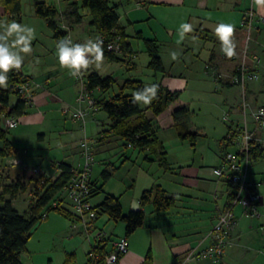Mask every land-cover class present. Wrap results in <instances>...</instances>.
<instances>
[{
	"label": "crops",
	"instance_id": "obj_1",
	"mask_svg": "<svg viewBox=\"0 0 264 264\" xmlns=\"http://www.w3.org/2000/svg\"><path fill=\"white\" fill-rule=\"evenodd\" d=\"M112 1L119 8V25L122 29H125L128 36H131L129 42L135 53L136 51L133 46L135 40L143 42L136 38L138 33L144 39L154 41L157 45L158 55L162 59L165 72L156 75L153 71L149 70L150 74L146 76L152 77V79L148 86L153 84L160 85L170 92L177 93L178 98L186 94L189 88L187 80L185 81L183 77H177L173 73L178 64H181L183 61L184 63L187 61L192 62L193 57H196V60L200 61L201 57H203L207 59V62H204L207 78L209 76L213 79L207 69L208 67H213L222 74L232 75L240 63L242 48L244 46V31L241 24L246 12L253 9L257 18L264 16V5H257L255 0ZM34 2H44L51 6H55L56 4L57 6V3L53 4L51 0H34ZM60 2H62L61 8H57V10L63 14L77 0H60ZM170 12L173 15H169ZM5 18L10 21L24 22L22 11L16 17L6 12L5 8L0 6V21H4ZM31 21L30 27H32V23L37 25L42 23V20L35 13L31 16ZM91 21V17L88 22L85 15L82 23L79 24L75 23L74 20H67L64 15L58 19L61 30H63L62 26L71 29L74 43H83L88 39L98 37L99 33L91 25ZM183 23H191L193 31L185 34L182 41H176L174 37L180 36V25ZM218 23H231L235 25L233 39L236 44V55L232 58H228L221 50V42L215 35V28ZM39 33L35 32V37ZM49 38L52 40L50 44H44L39 39H35L32 45L33 51L30 55L25 56L24 64L22 65L21 71L23 76L32 83L39 84V87L33 92L35 96L34 102L29 105L27 114L18 118L19 123L16 128L9 130L5 127V119L1 118V126L7 130L9 139L18 150L19 155L21 154V150H23L22 159L20 156L15 158L20 159L22 165L18 167V170L21 171L16 179L13 180V183L20 182L25 187L28 186L31 179L37 176L33 172L31 173L26 170V168H29L27 164H30L26 157L28 155L26 151L28 144H26L20 135L26 133L33 138L39 134L38 138L40 141L47 139L48 133H57L60 134V137H64L60 133L61 130L58 132V129H61L63 126L58 115H64L66 107L76 104V98L81 90L76 78L69 74L68 69L62 68L59 64L56 54L58 41L54 38V34ZM192 45H195L196 50L201 49L198 51L197 56ZM178 49L183 54H177V59L173 60L171 53L174 50L178 51ZM250 50L252 54L264 59L263 22H255L254 41L253 45L251 44ZM139 52L142 56L145 55L149 59L145 45H143V48L140 46ZM136 55H133V58ZM94 66H90L91 73L95 71ZM133 69L137 70V66L133 65ZM260 71L264 74V60H262L259 67V74ZM138 80L146 82L145 79L140 78ZM226 88L230 89L227 91L228 94L231 91L234 92L235 89H239L241 90V95L239 96L238 93L234 95V99L230 100L233 102L227 107L229 111L226 110L223 113L225 133L222 134L213 151L215 158L211 163L212 165H207L204 159H202L203 162L197 164V161L193 159L190 149L194 148L196 153L197 140L200 136L195 127L190 126L188 119L181 123H175L173 119V112L177 108L184 106L190 110L189 103H184L180 99L154 121V128L159 139L156 150H153L154 148L145 150L137 147L129 148L124 141L119 140L113 133L108 131L110 120L107 114L102 111L96 114L94 121L97 124H91L90 128L97 130L98 143L105 142L107 138H112L116 141L117 146L121 148L116 150L113 155L117 156L119 160L117 162V159L113 160L109 157V159L100 158L98 161L97 156L103 154L104 151L98 148L94 149L95 164L104 167L101 172V181L98 179L97 174L95 175L94 170L91 175V182L97 188H102V193L94 197V204L96 207H99L104 203L107 196H113L119 199L125 215L139 210L145 213L143 225L128 236L129 251L121 257L119 264H183L186 261L187 255L193 249L200 251L210 245L208 235L216 224L218 215L229 207L228 205L233 194V190L226 180L216 177L213 174V169L222 166L226 154V147L222 141L226 139L229 133L234 131L233 127L237 129L242 126L243 119L241 120V117L243 115L240 104L245 96L247 99H250L251 94V91L248 90L245 94L239 86H234L233 84H226ZM94 95L96 98L105 96L99 90L95 91ZM18 100V98L11 99V104L14 106ZM257 105L264 107V104ZM99 115H103V117L100 118ZM97 117L99 119L96 120ZM72 123L74 127L80 128V131H83L82 126L78 122L72 120ZM169 130H171V134L175 137L176 145L180 147H176V151H170L166 147L167 140L164 138ZM11 131H14V134H11ZM80 131L78 133H81ZM65 132L66 134H70L67 131ZM186 132L196 135V137L183 139L182 137ZM257 138L264 144L263 130L257 133ZM185 143H188L190 146H185ZM76 146L75 151L78 152V158H76L75 162L69 163L66 157V159L59 163H57L58 161L52 162L50 169H44L41 166L43 169L42 175H45L47 178H57L61 174L59 167L61 163H65L73 169L78 168L82 163L81 142ZM102 146L104 147L105 144ZM139 151L144 154L146 153L145 159L148 162L144 163H158L159 170L157 169L156 171V168L152 165L153 172L151 173L148 167H144V163L143 165L142 163L140 164L141 156L139 155L141 153ZM160 153L166 154L170 171H166L165 168L160 166L158 161ZM180 155L182 157H179ZM109 167L115 170L114 174ZM11 169L17 168L14 166L6 168L8 171ZM116 170L118 171L116 172ZM105 173L112 174L109 177L110 179L111 177H115L120 180L119 182L124 187L123 193L116 194L114 191L106 189L107 181L110 179L105 180ZM248 179L256 185V191L259 195L257 208L262 218H249L244 214L241 206L235 207L234 212L237 224L233 233L234 243L227 249L225 256L219 261L194 259L187 264H264V160L256 163L255 166L252 165ZM29 187L30 192L34 191L33 185L31 187L29 184ZM157 187H161L169 197L176 199L175 205L165 213H156L153 204L145 207H142L140 204L142 195L146 191H152ZM62 199L64 200L63 206H65V203H68L70 206L72 205L65 192L62 194ZM70 209L73 210L72 206ZM54 215L59 218H53ZM98 221L97 225L101 228H98V230L105 231L107 237L114 240L126 236L125 226L114 223L108 216H99ZM69 222L70 224L72 223L70 219L58 213H49L31 232L27 253L22 256V263L94 264L90 257L92 245L79 238L81 236L79 233L77 234L70 227L68 228ZM39 229L43 232L48 230L52 232L48 234L50 236L48 239L49 245L43 249L38 248L36 244H40L46 239L47 235L43 234L44 236L37 237V242L33 245L34 234ZM112 249L113 242L108 241L106 243V251H112Z\"/></svg>",
	"mask_w": 264,
	"mask_h": 264
},
{
	"label": "trees",
	"instance_id": "obj_2",
	"mask_svg": "<svg viewBox=\"0 0 264 264\" xmlns=\"http://www.w3.org/2000/svg\"><path fill=\"white\" fill-rule=\"evenodd\" d=\"M0 6L16 17L22 11L21 0H0ZM118 9V6L114 5L112 0H77L76 3L71 4L67 12L61 14L55 6L44 2L35 3V15L46 21L48 27L54 32V38L57 41L67 35L65 30H61L58 19L64 15L67 20H74L75 23L79 24L84 19L82 11L88 10L92 19L91 25L98 31V37L103 36L107 42L114 41L117 36L122 39L123 53L116 55L104 50V59L110 62L123 63L128 69H131L133 55H136V53L129 42L131 36H128L125 29H122L119 25ZM136 38L144 42L146 52L150 58L149 69L156 75L163 74L165 68L162 59L158 55L156 43L144 39L140 33L136 35ZM106 41L104 42V49L107 45ZM85 73L87 74V89L96 100L98 112H105L110 120L108 131L113 133L119 140L124 141L128 147L131 145L143 150L148 148L156 150L159 139L154 128V121L179 100L178 94L170 92L159 85L157 98L145 109H141L140 103H132V94L145 86L143 81L126 79L120 86L119 93L111 99H106L105 96L96 98L95 91L99 90L106 95L116 85L117 81L110 76L104 78L97 73H91L90 68ZM8 76L7 89L0 88V264H23L22 256L27 253L31 232L41 220L45 219L51 212L58 213L71 221L77 215L72 202L73 210L62 205L64 202L62 194H64V188L71 179L73 170L71 166L65 163L60 164L61 174L55 179L43 175L30 180L35 186L33 193L36 200L34 204L32 203L28 214H21L8 200L9 196L10 199H16L20 192H26V187L20 182L12 184L5 182L3 168L6 166V161L18 157L19 152L10 141L7 130L2 128L1 118H4L5 122L8 118L18 120L19 117L27 114L29 105L32 104H28L17 91L19 85L30 80L26 79L22 72L18 73L15 70L10 72ZM226 84L230 83L227 82L224 86ZM13 97L19 99L14 106L11 104ZM151 114L152 116H150ZM188 114V108L182 106L173 112V119L175 123H181L188 119ZM195 137L196 135L186 132L182 138ZM247 156L252 164L262 162L264 160V144L254 142ZM158 161L160 166L165 168L166 171H170L165 153L159 154ZM110 176V173H105V180H108ZM91 185L93 187V197L102 193V188H97L92 182ZM232 200L233 195L230 204ZM175 201L174 197H169L161 187H157L152 191H146L140 199V204L142 207L153 204L156 213L160 214L169 211L175 205ZM96 208L99 216L106 215L115 223L122 222L125 225L126 237L139 229L145 221V213L142 210L132 211L125 215L119 199L113 196H107L104 203ZM106 243L104 242L96 248L99 256L97 264H103L105 254L110 252L106 251Z\"/></svg>",
	"mask_w": 264,
	"mask_h": 264
},
{
	"label": "rangeland",
	"instance_id": "obj_3",
	"mask_svg": "<svg viewBox=\"0 0 264 264\" xmlns=\"http://www.w3.org/2000/svg\"><path fill=\"white\" fill-rule=\"evenodd\" d=\"M51 1H53L51 2L53 4L57 3V6L55 4V7L59 9L61 8L60 6L62 2H60V0H55L56 2L54 0H51ZM34 3H35L34 0H21L22 16L24 20L23 24H26L28 26L32 22L31 16L34 15L35 13ZM83 15L86 16V20L89 22L90 16H89L88 10H83ZM169 15H173V14L170 12ZM41 20H42L41 24L37 25V24L32 23V27L35 28V32L36 33L40 32L39 35L35 37V39H39L41 43L50 44L52 40L49 37L52 36L54 32L47 26V23L44 19H41ZM4 21H10V20H6L5 18ZM35 39L32 41V45L34 44ZM174 39L176 41L183 40L181 39L179 35L174 37ZM246 41H247V38H246V35H244V46L242 48L241 58H243V55H244V49L246 48L245 46ZM139 42L141 41L135 40L134 43L132 41L134 49L137 54L136 57L133 58L132 64L135 63V65L137 66V70L133 69L132 64L130 65L131 69H128V67L124 65L123 63L110 62L107 59L103 61L102 65L99 68L94 66V70L96 71V72L94 71V73L100 74L104 78L108 76L113 77L117 81L116 85L105 95L106 99H111L112 97L117 95L119 93L120 86L122 85L124 81H126V79H132V78L140 79L141 78V79H145L146 82L144 83H147L146 85L150 84L152 77L146 76L150 74V71H152L148 67L150 63V58L148 59L147 56L141 55V53L139 52L140 46L141 48H143L144 42H141V43ZM252 45H253V42H252ZM192 47L195 50L196 56H197V54L199 53L198 51H200L201 49L199 48L198 50H196L195 45H192ZM250 48H251V45H250ZM174 52H176L178 55L183 54V53H180L181 50L179 49L178 51L174 50ZM260 59L264 60L262 57ZM204 62H207L206 58L201 57L200 61L199 60L197 61L196 57L195 58L193 57L192 62L187 61L184 63L183 61L181 62V64H178L177 68L173 70V73H175L177 77H183L185 81L187 80L189 82V88L187 90L188 92L184 94L182 97H180L179 99L183 101L184 103H189L190 110L188 114V123L190 124V126L195 127V129L200 133V136L198 137V140H197V147H196L197 154L194 151L195 149L190 147L191 148L190 150L192 151V154H193V159L197 161L196 162L197 164L200 162H203L202 159H204V162L207 165H212L211 163L213 162L215 158L213 151L215 150L218 144V141L222 137V134L225 133V122L223 121V118H224L223 113L226 112V110L229 111V108L227 107L230 106L231 103L233 102L230 100H233L234 95H236L237 93L240 96L241 90L235 89L234 92L231 91V93L228 94L227 91H229L230 89H227L226 86L217 85L215 81L209 76L207 78V76L205 75ZM224 80H228V79H224ZM216 89L218 90L217 92H216ZM247 90L251 91V94H250V99H247V97L246 99H247V102L253 106V108H259L260 106H258L257 104L259 105L264 104V74L261 73V71H260V80L257 82L248 84ZM14 98L15 97H13L12 99ZM242 103L240 104L241 106H242ZM140 105H141V109H145L147 107V105H143L142 103H140ZM98 113L99 112H97V114ZM99 116L100 118L103 117V115H99ZM58 117L61 121V124L63 125L61 129H58V132L61 130L60 133L64 137H60V134H57V133H52V134L48 133L47 139H45L44 141H40L38 138L39 134H37L33 138H31V135H28L26 133L20 135L22 136V139H24L26 144H28L26 146L27 147L26 151L28 152V155L26 157L30 164H27L29 168H26V170L31 173L33 172L35 176H37L35 178H39L38 176L40 177L43 176L42 175L43 169L41 168V166L44 169H50L52 167V162L58 161L57 163H59L62 160L66 159L67 157L69 163H73L75 162L76 158H78L77 157L78 152H76L75 149L77 147L76 145L84 139V136H85L84 131H80V128L78 129L73 126L70 114H66L64 112V115L59 114ZM97 119H99V117H97L96 120ZM242 119L244 120L243 116L241 117V120ZM250 119L251 118L248 117V120ZM91 124L96 125L97 123L93 119H88V121L86 122V126H85L86 128L85 137L91 140H96V143L94 144L95 150L98 148L99 150L101 149V151H104L103 154H100L97 156L98 161L100 158H108V157L113 160L117 159V156L115 157L113 155L115 154V151L119 150L121 147L117 146L116 141L113 140L112 138H107L105 139V142L103 141V142L98 143V138L96 135L97 130L95 128H90ZM233 130H235L234 127H233ZM65 131H67L70 134H66ZM79 131L81 133H78ZM171 133H172L171 130H169L167 134L165 135L164 139L167 140L166 147L170 151H176L177 150L176 147L178 146L176 145L177 143L174 140L175 137ZM11 134H14V131H11ZM174 134H175V131H174ZM228 136L226 137V139L228 138ZM226 139L222 141L223 145L226 147V153L236 152L239 149L238 146L234 144H228ZM103 144H105L104 147L102 146ZM185 146L189 147L190 145L188 143H185ZM140 153L141 155L139 156H141V159L139 163L140 164L142 163L143 165L144 162H148V161H146L145 159L146 153L145 154L142 152ZM19 156L22 159L23 150H21V154ZM179 157H182V156L180 155ZM158 160H159V156H158ZM11 161H14V162H11ZM117 161L119 160L117 159L116 162ZM95 163H96V160H95ZM95 163L93 166V170H94L95 175L97 174L98 179L101 181V172L104 169V167L98 164H95ZM5 165L6 166L3 168L5 182L7 184H12L13 180L16 179L17 175L21 171V170H18V167L22 165V162L20 159L13 158V159L7 160V164ZM152 165L154 168H156V171L157 169L159 170L158 163H152V164L144 163V167L146 168L148 167L151 173L153 172V169L151 167ZM252 165L255 166L256 163L255 162L253 164L251 163V169H252ZM9 166H14L17 169H11L8 171L6 170V168H9ZM109 169L112 170L114 174L115 170L111 169V167H109ZM117 171L118 170H116V172ZM119 181H120L119 179H116L115 177L113 178L111 177V179L107 181L108 183L106 184V189L108 191H114L116 194L123 193L124 187H123V184L120 183ZM29 184L31 185V187L33 185L32 188L35 189V186L31 181H29ZM29 184L28 186H26L27 191L20 192L19 195L16 197V199H10V196L8 197V200H10L12 204L15 206V209H17V211H19L23 215H26L30 212L31 205L32 203L34 204L35 203L34 201L36 200V198L34 197L35 194L33 193L34 191L30 192L29 190L30 189ZM64 205L68 209L71 208V206L68 203H65ZM55 217L57 216L54 215L53 218ZM103 217H107V216L103 215ZM97 221H96V229L98 230L99 227L97 225ZM98 224H99V221H98ZM118 225L125 226L122 222H119ZM69 227L72 231H74L72 228V223L70 224V222H69L68 228ZM94 231L90 237H88V235H86L82 231H74V232H76L77 234L79 233V235H81L79 238H81L82 240L90 244L91 240H93L94 236L96 235V232ZM51 233H52L51 230L43 232L39 229L38 232L34 234L35 239L33 240V245L34 243L37 242V237L47 235L46 239H44L40 244H36V245L40 249H43L45 246H48L49 245L48 239L50 237L48 234H51ZM79 235H76V236H79ZM93 244H94L93 245L94 247L96 243L94 242ZM100 244L102 243H99V245Z\"/></svg>",
	"mask_w": 264,
	"mask_h": 264
},
{
	"label": "built area",
	"instance_id": "obj_4",
	"mask_svg": "<svg viewBox=\"0 0 264 264\" xmlns=\"http://www.w3.org/2000/svg\"><path fill=\"white\" fill-rule=\"evenodd\" d=\"M256 21L264 23V16L257 18L253 9L247 11L241 24L245 33L244 35H246L247 38L245 44L246 48L244 49L243 58H241L239 65L232 75L222 74L213 67L207 68L217 85L224 86V84L228 82L234 86H239L246 94L248 84L260 80L259 67L262 62L259 56L252 54L250 50V45L254 41ZM62 29L67 32L66 37L70 36L73 40L70 29L66 26H63ZM100 38L103 42L106 41V38L103 36ZM106 44L104 50L116 55H121L123 53V44L120 36H117L112 42L106 41ZM109 46H111V50H109ZM19 72L22 71L19 70L18 73ZM86 75L87 74L84 73L79 78H76L81 87L76 98V104L65 108V113L70 114L71 119L82 126L85 136L86 122L88 119L94 120L98 112L96 100L87 89ZM38 87L39 84L29 81L19 85L17 91L23 99L30 104L34 101L33 92ZM241 108L244 118L242 126L232 131L226 139L228 144L237 145L239 149L236 152L226 153L222 166L213 169V174L218 178L225 179L233 190V200L229 207L218 215L216 224L208 235L210 245L200 251L193 249L189 252L183 264H187L194 259L219 261L225 256L227 249L234 243L233 233L237 224L234 212L235 207L241 206L244 210V214L249 218H262L257 208L259 195L256 191V185L248 179L251 161L247 155L250 153L254 142H261L257 138V133L264 130V107L253 108V106L247 102L245 96ZM248 117L251 119L248 120ZM18 123L16 118H8L6 119L5 127L7 129H14L17 127ZM85 136L81 141L82 163L78 168L72 170L71 179L64 188V192L72 202L77 215L72 221L73 230L82 231L90 237L96 229V221L99 218L98 210L93 202V187L91 185V175L95 163L94 144L96 140L88 139ZM129 148H132V146L129 145ZM94 232H96L94 239H90L92 247L94 245L93 243H96L90 253L93 263L97 264V260L99 259L98 250H96L99 243L112 241L113 249L105 254L103 264H119L121 257L129 251L128 237L123 236L113 240L107 237L105 231L96 229Z\"/></svg>",
	"mask_w": 264,
	"mask_h": 264
},
{
	"label": "clouds",
	"instance_id": "obj_5",
	"mask_svg": "<svg viewBox=\"0 0 264 264\" xmlns=\"http://www.w3.org/2000/svg\"><path fill=\"white\" fill-rule=\"evenodd\" d=\"M257 5H264V0H255ZM0 88L7 89L8 74L13 70H21L25 56L33 51L32 41L35 39V28L26 24L11 21H0ZM193 31L191 23L180 25L181 39L185 34ZM235 25L231 23H218L215 35L221 42V50L228 58L236 55L234 42ZM111 50V46H109ZM23 54V55H22ZM56 54L59 64L66 68L72 77L79 78L92 65L99 68L104 61V42L100 37L88 39L83 43H74L70 36L61 38L56 45ZM172 59H177V53H171ZM158 85H145L142 89L134 91L132 103L150 105L157 98Z\"/></svg>",
	"mask_w": 264,
	"mask_h": 264
}]
</instances>
